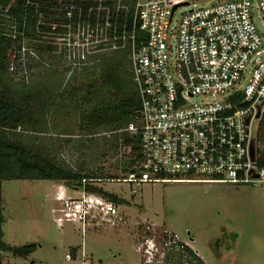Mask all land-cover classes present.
Returning a JSON list of instances; mask_svg holds the SVG:
<instances>
[{
	"label": "built area",
	"instance_id": "built-area-1",
	"mask_svg": "<svg viewBox=\"0 0 264 264\" xmlns=\"http://www.w3.org/2000/svg\"><path fill=\"white\" fill-rule=\"evenodd\" d=\"M255 11L264 24V0H50V29L38 22L35 30L55 36L50 51L68 80L101 55L129 57L139 110L127 131L139 136L141 158L124 177L103 181L126 184L131 196L146 184L264 183L254 136L264 112V35ZM7 12L8 72L27 83L26 56L37 58L27 45L38 38ZM57 201L56 223L78 224L83 234L93 220L118 216L85 191Z\"/></svg>",
	"mask_w": 264,
	"mask_h": 264
},
{
	"label": "rangeland",
	"instance_id": "rangeland-1",
	"mask_svg": "<svg viewBox=\"0 0 264 264\" xmlns=\"http://www.w3.org/2000/svg\"><path fill=\"white\" fill-rule=\"evenodd\" d=\"M185 10L179 8L175 17ZM254 14L256 28L264 35V24ZM53 38L47 31L27 45L37 53V58L26 56L28 82L25 86L15 80L9 83L11 91H32L50 104L40 132L25 131L19 139L74 171L122 177L121 169L134 156L118 145L109 132L113 129H81L79 112L70 106L67 94L91 78L101 82L109 63H118L121 75L130 72L128 54L99 56L91 69H78L76 76L81 77L73 82L64 74L62 58L50 51ZM82 72L88 74L84 80ZM254 125L258 129L259 123ZM97 184L125 204L116 206V218H97L99 224L88 223L83 234L78 224L55 221L60 215L57 196L75 198L80 190L47 180L3 181L2 240L11 247L34 245L35 250L24 259L3 253L2 264H184L188 254L180 244L186 243L204 264H264V183L146 184L136 196L130 195L126 184ZM67 255L72 259L68 261Z\"/></svg>",
	"mask_w": 264,
	"mask_h": 264
},
{
	"label": "trees",
	"instance_id": "trees-1",
	"mask_svg": "<svg viewBox=\"0 0 264 264\" xmlns=\"http://www.w3.org/2000/svg\"><path fill=\"white\" fill-rule=\"evenodd\" d=\"M31 1L33 4L27 5L26 0H0V264H2L3 253H10L15 258L24 259L35 250L34 245L11 247L2 240L1 183L3 181L47 180L61 183L68 189L85 191L88 194L99 196L115 206L125 204L124 200L106 192L97 184V182H106L103 180L117 178L74 171L33 150L19 139V133L40 132L41 124L47 118V108L50 105L38 93L32 91L13 92L9 86V83L14 81L8 72L12 45L11 40L4 35L3 12L7 9V15L15 16L19 27L24 23L27 36L31 38L37 35L35 29L38 22L40 31L50 29L47 27L50 24V0ZM118 65V63L117 65L112 63L105 65L100 76L101 82L91 78L89 82L71 87L67 96L70 106L74 111L79 112L81 129L88 132L113 129L109 132L117 137L118 145L127 149L129 154L134 156V159L121 169L122 177H124L141 158L139 136L132 135L127 131L130 125L136 123L139 98L132 83L131 73L126 71L128 76L125 73L121 75ZM90 67L87 66L83 69H91ZM77 74L76 71L69 81L75 82L78 78L80 79L81 76L77 78ZM84 75L85 73L82 72L83 80L88 74ZM18 84L25 86V82L22 81H18ZM235 98L239 99L241 96L238 95ZM258 133L256 157L258 164L264 167V112ZM83 180H86L84 184ZM180 248L188 254L184 264H204L191 248L184 244H180ZM75 250L71 249L74 255ZM171 256H175V254L171 253Z\"/></svg>",
	"mask_w": 264,
	"mask_h": 264
},
{
	"label": "crops",
	"instance_id": "crops-1",
	"mask_svg": "<svg viewBox=\"0 0 264 264\" xmlns=\"http://www.w3.org/2000/svg\"><path fill=\"white\" fill-rule=\"evenodd\" d=\"M186 245H187L188 247H190L191 249H193V247H192L189 243H186Z\"/></svg>",
	"mask_w": 264,
	"mask_h": 264
},
{
	"label": "water",
	"instance_id": "water-1",
	"mask_svg": "<svg viewBox=\"0 0 264 264\" xmlns=\"http://www.w3.org/2000/svg\"><path fill=\"white\" fill-rule=\"evenodd\" d=\"M252 154H253V150H252Z\"/></svg>",
	"mask_w": 264,
	"mask_h": 264
}]
</instances>
